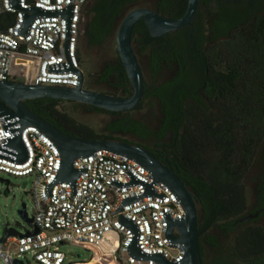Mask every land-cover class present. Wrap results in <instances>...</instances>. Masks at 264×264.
I'll list each match as a JSON object with an SVG mask.
<instances>
[{"label": "built area", "instance_id": "obj_1", "mask_svg": "<svg viewBox=\"0 0 264 264\" xmlns=\"http://www.w3.org/2000/svg\"><path fill=\"white\" fill-rule=\"evenodd\" d=\"M89 1L18 0V7L15 0H0V80L28 81L30 65L16 64V59H25L35 63L34 84L78 87L79 70H83L80 57L83 11ZM34 8L54 14L35 17L25 34L27 15L33 14ZM71 8L69 20L62 12ZM5 123V119L0 121V145L7 143L6 138L11 136L6 132ZM23 140L29 159L24 164H16L0 158V173L34 179L35 222L30 231L9 236L5 241L10 228H6L4 234L0 230V261L15 264L22 257L40 264H67V254L60 246L76 243L94 248L98 256L70 264H158L154 260L135 259L129 254L133 231L120 223L117 212L125 199L143 195L144 185L119 188L112 184L115 181L130 183L127 171L140 181L152 184L155 180L152 173L135 160L109 150H99L87 158L75 160L77 169H88L77 179L76 197L73 186L67 182L57 184L51 197L47 187L60 172L61 153L36 127L26 128ZM154 192L166 197H145L125 206L122 214L140 227L139 244L143 252L160 253L169 261L180 262L185 257V248L168 240L165 214L179 220L187 213L164 183H156ZM36 226L41 231L34 234ZM174 234L180 236L177 227ZM80 253L78 256L82 259L85 254L80 256Z\"/></svg>", "mask_w": 264, "mask_h": 264}, {"label": "trees", "instance_id": "obj_2", "mask_svg": "<svg viewBox=\"0 0 264 264\" xmlns=\"http://www.w3.org/2000/svg\"><path fill=\"white\" fill-rule=\"evenodd\" d=\"M164 10V5L160 4V11ZM243 22L245 17L238 14L236 9H232L226 20L213 27L211 38L212 41L226 39L224 44L239 46L229 49L230 55L223 56L220 60L222 68L225 67V60L229 61L228 66H231L235 76H238L233 82L234 85L237 84L236 89L247 92V96L239 100L238 109L233 113H230L226 106L228 82L221 72L215 76V80L207 78L204 84V98L192 94V91L187 89H178L179 78L163 84L156 82L152 87L146 84L147 97H158L164 107L166 121L176 122L168 165L190 187L201 210L200 252L203 264H225V255L207 263L203 247H217V236L209 234L213 224H217L223 234H227L230 230L228 221L243 215L247 208L244 177L250 168L256 143L253 126L257 121L260 123L264 120V16L241 25ZM206 24L201 16L199 30L195 34V39L200 44L206 42L201 30ZM116 30L117 25L110 27L99 44H104ZM143 33L140 29L133 33V41H137L138 46L142 48L148 40H153L148 37V33V38L142 37ZM186 35L187 39L183 37L181 41L183 44L190 42L189 35ZM223 52L227 53V50L224 49ZM159 64L161 61L157 57L153 61V69L158 70ZM126 77L127 80L130 79L128 75ZM108 78L109 75L106 80ZM186 84L193 82L186 80ZM130 90L132 86L128 92ZM189 95H193L194 101L185 107L184 102ZM67 101L75 102L42 97L26 100L25 104L33 112L74 137L114 139L117 130L140 132L142 129L138 122L134 121L132 126H127V122L119 120L107 124L106 134H97L91 127L78 122L58 108L60 103ZM87 106L112 116L123 115V112ZM179 124L184 127L182 130H178ZM167 133L165 127L158 132V136L164 139ZM225 251L227 250L222 249V252Z\"/></svg>", "mask_w": 264, "mask_h": 264}, {"label": "water", "instance_id": "obj_3", "mask_svg": "<svg viewBox=\"0 0 264 264\" xmlns=\"http://www.w3.org/2000/svg\"><path fill=\"white\" fill-rule=\"evenodd\" d=\"M19 7L18 0H15ZM200 8V0H189L188 9L184 16L180 18H170L162 13L149 8H136L130 11L123 19L117 34L118 51L122 64L127 70L129 78L134 88V92L129 97L115 96L112 94L95 91L85 88L86 76L84 70L80 69V84L78 87H68L64 85L34 84L32 82L35 63L32 60L16 59V64H29L28 81H1L0 80V121L5 119L6 132L11 136L6 138L7 143L0 145V158L6 159L16 164H24L29 159V151L23 140V131L28 127H36L43 134L49 137L58 147L62 164L61 169L51 184L47 187L48 194L53 196L54 187L63 182L73 186V196L77 195L76 182L79 176L88 172V169H77L74 165L77 158H87L99 150H109L132 160H135L155 177L152 184L137 179L130 171L127 173L131 177V182L123 184L115 181L112 184L119 188L144 185L145 193L139 197L125 199L121 207L117 210L120 214V223L133 231L134 240L128 248L129 254L135 259L142 261L154 260L158 264H203L200 252V208L194 194L187 183L168 164L160 160L150 150L115 139H89L74 137L62 131L57 126L51 124L43 117L33 112L25 101L42 97L55 99H66L80 102L87 105L104 108L110 111L124 112L135 109L143 101L146 92V83L137 53L134 48L133 32L137 22L144 19L152 37H161L170 32L178 31L192 25ZM28 12V10H25ZM33 14L27 15L24 33L27 34L34 18L40 15H50L54 12L40 8H34ZM69 20L72 18V8L62 12ZM10 183V180H6ZM162 182L168 186L182 203L187 216L176 220L169 213L165 214L168 223L167 238L170 242L181 244L185 248V257L180 262L169 261L163 254H149L142 251L140 239V227L138 224L122 214L125 206L135 203L145 197L155 196L164 199V194L154 192L156 183ZM27 186V183L24 184ZM24 220L30 226L34 225V217H30L27 204L23 203V209L19 211ZM252 216L242 218L240 221L246 222ZM178 228L180 236L174 234ZM41 230L36 226L34 234ZM30 234V233H28ZM23 235L15 227L10 228L5 241L9 236ZM82 256V253L79 254ZM15 264H25L23 260H16Z\"/></svg>", "mask_w": 264, "mask_h": 264}, {"label": "flooded vegetation", "instance_id": "obj_4", "mask_svg": "<svg viewBox=\"0 0 264 264\" xmlns=\"http://www.w3.org/2000/svg\"><path fill=\"white\" fill-rule=\"evenodd\" d=\"M141 1L142 0H90L84 7V20L82 26L83 36L88 46L93 48L101 46L99 42L103 35L107 33L108 29L113 25L118 26L120 20L129 8ZM160 4L164 5V12L160 11ZM188 4L189 0H159L156 9L153 10L170 18H180L186 13ZM232 9H236L238 14L245 17V22L241 24L245 25L264 16V0H200V8L192 25L157 38L151 36L145 20H139L134 31L140 29L144 32L141 34L142 37H147L148 33V37L150 36L153 39L150 42L148 40L144 48L138 46L136 49L134 47L142 71L143 66L140 61V55H145L153 77L158 79L160 75L167 72L169 73V76L163 81H159V84L179 78L178 89H187L190 92L192 91V94L194 93L196 96L202 98H204L206 93L204 84L207 78L215 80V76L221 72L228 82L226 106L230 113L236 111L239 106V100H243V98L247 96V92L236 89L238 88L236 87L237 84L234 85L233 82L236 81L235 79L238 78V76H235L233 72L234 69L228 66L229 61L225 60V67L222 68L220 66V60L223 56L230 55L229 49L238 48L239 46L235 44L222 45L208 43L213 36V27L217 25L218 22L226 20L231 14ZM201 16L207 23L205 27L201 29L206 37V42L203 44L198 43L195 39V34L199 30L198 23L200 22ZM186 34L189 35L190 42L183 44L181 41L183 37L187 39ZM224 49L227 50V53L223 52ZM157 57L160 59L161 64H159V69L155 70L152 66L153 61ZM108 75L109 78L106 80ZM126 75H128V73L122 64L119 54L115 62L109 63L101 73H99L98 81L99 83H107L122 92V94L112 95L129 97L133 94L134 88L131 80H127ZM186 80L189 83L193 82V84H186ZM129 84L132 86V90L128 92L130 87ZM186 85H188L187 88ZM146 93L147 91L139 106L131 111H124L123 115H113L112 120H124L127 122V126H132L135 122H138L142 127L140 132L133 130H117L114 134V139L146 148L153 152L160 160L168 164L171 156V145L176 130V122H167V116L164 114V107L159 98L154 96L147 97ZM147 99L157 101L160 106L161 117L155 127L151 126L142 117L133 114ZM193 101V95H189L184 102L185 107ZM165 127L168 133L164 139H161L158 136V132ZM253 127L256 143L252 153L251 163L260 141L263 140V150L261 151L263 172L256 189L253 205L249 208L247 201V208L244 214L228 221L230 230L227 231V234H223L218 225L213 224L209 230V234H213L218 238L217 251L214 250L216 249L215 247L209 245H204L203 247V251L205 246L211 247L214 252L216 251L213 260L225 255V264H264V222L262 224H256L258 221L264 219V120H262L260 124L259 121H257ZM183 128L184 127L179 124L178 130H182ZM259 128L261 131L259 134H256L255 131L259 130ZM248 216H252V218L246 222L240 221L242 218ZM214 228L216 229V233L211 232ZM221 236L228 238V243L225 248L227 251L225 252L221 250Z\"/></svg>", "mask_w": 264, "mask_h": 264}, {"label": "rangeland", "instance_id": "obj_5", "mask_svg": "<svg viewBox=\"0 0 264 264\" xmlns=\"http://www.w3.org/2000/svg\"><path fill=\"white\" fill-rule=\"evenodd\" d=\"M158 1L159 0H142L139 3L132 5L120 20L116 32L99 47H89L82 32L80 57L86 76L85 88L110 94H122L121 91H118L116 88L110 86L107 83H99L98 75L109 63L115 62L119 57L117 34L118 29L127 13L135 8L140 7L156 9ZM226 42V39H221L219 41H212L210 39L208 41L209 44L222 45ZM134 47L136 49L138 48L137 41H134ZM140 61L143 66L144 77L148 87H152L156 84V82L163 81L169 76V73L167 72L160 75L158 79L153 77V74L149 69L146 56L140 55ZM79 103L69 101L62 102L59 104L58 108L65 111L78 122L91 127L97 134H106L107 124L113 120V116L90 108L85 104L83 105ZM133 114L135 116L142 117L151 126L155 127L156 123L161 117L159 103L152 99H147L139 108L134 111ZM260 131L261 130L259 128V130L255 131V133L259 134ZM262 145L263 140L260 141L259 147L255 151L250 168L244 177L249 208L253 205L256 189L263 172V158L261 154V151L263 150ZM6 180H10L11 183H8ZM33 181L34 179L29 176L15 177L5 173H0V188L2 191L0 196V230L2 234L5 233V230L8 227H15L22 233L31 230V226L26 220L22 218L19 211L23 209V203L25 202L27 204V210L30 217L35 215V201L32 195ZM25 183H27L26 187L24 186ZM263 222L264 219L258 221L256 224H262ZM211 232L216 233V229H212ZM220 242L222 243V249H225L228 243V238L221 236ZM60 249L67 254V264L78 262L84 258H97L98 256V252L88 245L66 243L61 245ZM80 252L85 254L82 259H80L78 256V253ZM204 254L207 263L211 262L215 256L214 250L209 246H205ZM20 260H24L25 264H40L34 260L22 257ZM0 264L7 263L0 261Z\"/></svg>", "mask_w": 264, "mask_h": 264}]
</instances>
